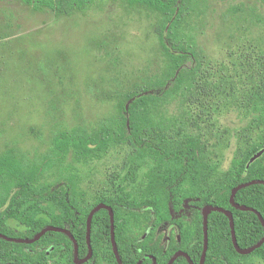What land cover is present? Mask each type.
<instances>
[{
	"label": "trees",
	"instance_id": "16d2710c",
	"mask_svg": "<svg viewBox=\"0 0 264 264\" xmlns=\"http://www.w3.org/2000/svg\"><path fill=\"white\" fill-rule=\"evenodd\" d=\"M35 11L57 16L102 10L119 4L145 9L159 18V44L165 65L155 77L122 91L115 113L92 128L57 129L49 149L33 158L15 147L0 149V232L10 237L33 238L49 225L69 229L79 245V256L89 252L87 219L99 203L115 214V235L124 264H168L179 250L199 264L204 249L205 205L232 211L238 243L255 245L264 226L254 211L235 207L234 187L264 179V72L243 102L256 132L248 147L221 170L207 153L201 137L183 132L171 135L160 129L158 112L185 97L202 77L203 59L184 22L199 8V0H22ZM264 5V0H259ZM261 67V66H260ZM238 97V96H237ZM243 98V97H242ZM240 101V99H237ZM130 145L128 172L108 195L90 202L80 188V165L105 157L112 148ZM58 168V177L43 180ZM235 200L257 209L264 217V184L240 189ZM93 256L83 264H119L111 239L107 209L95 213L91 228ZM73 240L65 233L48 231L32 243L0 237V263L76 264ZM264 263V243L251 253H239L233 243L229 217L220 211L209 215V246L205 264ZM173 264H190L180 256Z\"/></svg>",
	"mask_w": 264,
	"mask_h": 264
},
{
	"label": "rangeland",
	"instance_id": "374dc122",
	"mask_svg": "<svg viewBox=\"0 0 264 264\" xmlns=\"http://www.w3.org/2000/svg\"><path fill=\"white\" fill-rule=\"evenodd\" d=\"M159 18L119 4L88 16H57L22 0H0V149L40 156L57 129H89L111 117L122 91L143 85L165 65ZM184 25L201 51L202 77L158 112L160 129L201 137L205 153L226 170L256 138L243 102L264 72V5L199 0ZM132 149L117 146L80 165L88 201L114 192ZM57 177L54 168L43 180Z\"/></svg>",
	"mask_w": 264,
	"mask_h": 264
},
{
	"label": "water",
	"instance_id": "95a60500",
	"mask_svg": "<svg viewBox=\"0 0 264 264\" xmlns=\"http://www.w3.org/2000/svg\"><path fill=\"white\" fill-rule=\"evenodd\" d=\"M264 154V148H262L261 150H259L258 152H256L250 159L248 166L254 162L256 159H258L259 157H261ZM264 184V179H254L245 183H241L239 185H237L236 187L233 188L232 193H231V203L242 210H251L254 211L255 213H257V215L259 216L263 226H264V217L262 216V214L255 208L251 207V206H247V205H242L236 202L235 200V196L237 194V192L247 186H250L252 184ZM101 209H107L110 212V218H111V239H112V245H113V250H114V254L115 257L118 261L119 264H124L120 253H119V249H118V245H117V241H116V235H115V214H114V210L113 208L106 204V203H99L98 205H96L89 213L88 215V219H87V239H88V244H89V252L87 254L86 257L84 258H80L79 256V245L78 242L76 240V238L74 237V235L72 234V232L64 227H60V226H54V225H49L47 227H45L44 229H42L39 233H37L35 235V237L33 238H18V237H10L4 233L0 232V237L4 238L6 240L9 241H14V242H23V243H32L37 241L38 239H40L45 233H47L48 231H59V232H63L65 234H67L74 242V247H75V253H74V261L76 264H83L85 262H87L89 259H91V257L93 256V248L91 245V228H92V220L93 217L95 215L96 212H98ZM213 211H220V212H224L230 219V224H231V229H232V239H233V243L234 246L236 248V250L241 253V254H248L251 253L252 251H254L255 249L261 247V245L264 243V237L255 245L251 246V247H247V248H242L239 243H238V239H237V235H236V229H235V220H234V216L232 211L217 206V205H205L202 209L203 212V222H204V249H203V253H202V257H201V261L199 264H205V260H206V256H207V250H208V246H209V215L213 212ZM180 256H185L187 258V260L189 261L190 264H196L191 256L183 251V250H179L177 251L169 260L168 264H173L177 258H179ZM0 264H15V263H0Z\"/></svg>",
	"mask_w": 264,
	"mask_h": 264
},
{
	"label": "flooded vegetation",
	"instance_id": "af4514ba",
	"mask_svg": "<svg viewBox=\"0 0 264 264\" xmlns=\"http://www.w3.org/2000/svg\"><path fill=\"white\" fill-rule=\"evenodd\" d=\"M140 264V263H139Z\"/></svg>",
	"mask_w": 264,
	"mask_h": 264
}]
</instances>
